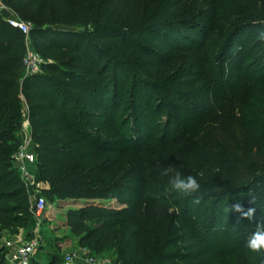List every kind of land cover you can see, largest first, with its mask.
<instances>
[{
    "label": "trees",
    "instance_id": "1",
    "mask_svg": "<svg viewBox=\"0 0 264 264\" xmlns=\"http://www.w3.org/2000/svg\"><path fill=\"white\" fill-rule=\"evenodd\" d=\"M54 1L59 0H1L4 6L14 8L22 17H25L24 10L33 11L38 7L51 14L50 3ZM117 1L104 0L97 20L96 12L91 10L87 0H77L72 10L59 4L51 22L83 26V32L45 29L42 20L33 18L32 45L44 63L42 72L32 76L24 75V46L18 37L24 34L0 16V232L5 229L15 232L17 226H21L31 235L37 226L28 195L22 186H18L20 176L16 180L13 172L8 171V161L19 146L20 138L16 132L21 128L26 102L30 108L29 122L37 154V179L50 184L47 194L59 199L83 197L93 201L114 196L130 201L128 198L134 197V191L142 182L151 185L153 178L164 180L163 186H151L167 198V201L159 200L153 207V216L166 211L158 206L173 209L168 215L172 216L170 230L173 237L162 238L166 252L156 264H210L219 254L216 242L226 244L231 238L236 241L234 250L245 251V237L258 222H264V193L252 198L240 195L264 180V153L260 155L257 151L238 148L228 134H217L214 130L218 126L224 127L221 97H236L248 84L264 86V40L257 39L258 33L264 31V22L250 20V24H240L236 19L233 23L237 26L228 28L224 36L209 39L195 29L183 30L181 34H163L159 36L158 45L145 52L135 45L136 34H129L128 30L114 32L103 24ZM187 1L173 0L164 13L180 9ZM238 7L242 17H264V8L256 0H242ZM11 30L16 33L11 34ZM177 55H184V62L167 76L164 72ZM134 56L146 59L143 66L151 73L166 77L170 84L176 83L177 87L169 89V98L177 106L185 105L182 110L188 114V119L181 133L176 132L173 138L169 137V127L162 140L132 150L130 146L136 142L149 139V110L154 96L150 88H142L139 82L129 85ZM133 87L137 90L131 96L130 110L136 124L127 126L117 122V117L127 101L124 100L126 94ZM194 92L204 101H193ZM193 135L198 140L192 141ZM210 136V146L225 152L228 165L212 153V149H204V140ZM262 137L264 114L254 118L245 140L255 144ZM147 148H159L165 157L171 151L180 153L178 162L185 167L182 176L196 175L200 183L214 185L208 189L201 187L200 193L196 194L202 199L198 209L194 210L193 201L189 202L194 196L171 190L168 181L172 173L161 175L169 164L154 160L158 163L155 165L160 166L159 170H148V166H153L146 165L142 153ZM131 150L134 166L130 172L98 190V180L108 177L118 162L109 158L91 166L89 158L100 154L129 155ZM124 194L127 195L125 198ZM228 198L232 199V205L224 212ZM237 205L240 211L235 210ZM249 209H255L250 219L245 217ZM124 213L134 218L120 220L116 216L121 211L90 202L83 209L70 212L68 225L81 236V245L92 247L96 253L117 248L128 262L136 264L143 257L142 226L136 225L140 222L136 216L147 215L136 208ZM225 217H229L227 222ZM89 220H96V224L92 232L85 234V224ZM4 248H0L2 261ZM147 259L151 262L150 256ZM259 259L248 264H264V259ZM62 261L55 259L50 264Z\"/></svg>",
    "mask_w": 264,
    "mask_h": 264
},
{
    "label": "rangeland",
    "instance_id": "2",
    "mask_svg": "<svg viewBox=\"0 0 264 264\" xmlns=\"http://www.w3.org/2000/svg\"><path fill=\"white\" fill-rule=\"evenodd\" d=\"M87 1L89 2L91 10L96 12L95 19L97 20L98 10L102 6L104 0ZM241 1L242 0H214V3H211V0H189L184 3L180 9L172 13L165 14L164 10L166 6L173 2V0H118L116 5L112 8L111 15L103 21V24L109 26V28H111L114 32L119 33L121 30H128L130 32L129 34H136V39L134 40L135 45L146 52L147 50L152 51V49L158 45L159 36H162L163 34H181L183 30L195 29L199 33H202L204 37L209 39L217 38L221 35L224 36L228 28L237 26L236 23H233L236 19L241 22L240 24H244L245 22L246 24H250V20L251 22H264V17L259 15L248 18L242 17L237 11ZM256 1L261 8H264V0ZM76 3L77 0L54 1L50 3L52 11L51 14H48L47 10L42 7H38L33 11L24 10L25 17L19 15L14 8L4 6L0 9V16L3 20L8 22V24L9 19L19 17L23 21L31 24L32 28L34 27L33 20L35 19L42 20L45 24V29L83 32L85 30V27L83 26L72 27L51 22V18L56 14L59 4L63 8H70L72 10L76 6ZM90 26L91 25H89V27ZM15 33L16 31L11 30V34L14 35ZM18 37L24 46L23 56H25L30 48L34 49L32 40H28L26 36L22 34ZM73 41L75 42L76 38H74ZM131 61L132 65L130 67V71L132 76L128 77L129 85H132L134 81L139 82L141 83L142 88L146 90L147 88H150L154 94L149 110L150 126L147 131L149 139L145 142L143 140L140 142L138 141L136 142V145H133L132 147L130 146L133 150L134 147L150 146L152 142L155 143L157 140H162L166 129L169 127L171 131V135H169V137H172V135L176 134V132L181 133L182 126L188 119V114L182 110V108L185 107L183 103L177 106L175 102L169 98V89L177 87L176 83L170 84L165 79L166 77H160L157 73L153 74L147 70L146 67L143 66L146 59H140L134 56L131 58ZM183 62L184 55H177L173 57L169 63L168 70H166L164 74L168 76L173 70L180 67ZM24 75L26 76V73ZM136 90L137 88L133 87L128 94H126L124 100L127 101L122 108L121 113L117 117V122L126 123L127 126L136 124L130 110V99ZM194 95L193 101H204L203 98L196 95L195 92ZM220 102V111H222V116L224 117V127L220 128L218 126L214 132L217 134H220V132L228 134L234 140L238 148H244L246 151H257L260 155L264 153V137L260 138V140H258L255 144L246 143L245 140L247 139V135L254 118L260 117L261 114H264V86L259 83L254 85L248 84L241 89L240 93L236 97L225 95L224 97H221ZM212 107L213 109L215 108L214 104ZM29 109V105L25 102V110H23L22 115L23 122L20 130L16 132V136L20 138V142L18 148L12 156V159L8 161V171L13 172V176H15L16 180L20 176L21 182L18 183V186H22L25 189L31 205L36 200L44 198L47 208L43 210L41 216L37 217L35 215L37 226L34 229L33 234L28 235L25 228L21 226H17L15 232H12L11 229L1 231L0 248H4V245L7 242H17L20 239L29 240L32 237H37L41 245L40 249L36 253V256L32 258L31 264H50V262L55 259L64 260L67 254L79 252L81 250L87 251L88 255L95 256L101 264H131L124 256H122L121 252L117 248L103 253H96L92 247L81 245V236L77 235L68 225V217L71 211L81 210L86 205L90 204V202H95L107 209L121 211V214L116 216L117 218H120V220L124 218L128 220L134 218V216H126L124 211L128 209L136 208L137 210L144 212L147 216H136L140 219V222H137L136 225L142 226L143 237V257L136 264H156V262L160 261L158 259L166 252L163 249L162 238L165 237L167 240L171 236L173 237V231L170 230V221L172 220V216H168L169 212L173 209L169 208L168 210L167 206H158L166 211H162V215L160 216H153V207L157 206L159 204V200L163 199L164 196L160 193V191L152 189L151 186L154 188V184L163 186L165 185L163 182L164 180L158 181L153 178L151 179V185H147L146 181L145 183L142 182V185L134 191V197L128 198L130 201H126V199L122 200L114 196L93 201L87 200L83 197L59 199L56 196H50L46 193L50 190L51 186L48 182L39 181L37 179V173L35 179L32 178L31 183L27 187L22 181L21 173L14 162V155L24 143L25 135L28 134L32 137V126L30 122H28L30 116ZM196 139L198 140V137L193 135L192 141ZM211 142V136L206 138L204 140V149H212V153L218 155L219 159L223 160V162L225 161V164L228 165L229 159L225 155V152L214 150L216 147L210 146ZM129 144L132 145L133 143ZM29 150L36 155L37 162V154L34 150L33 138ZM132 150L128 151L129 155H127L128 153L124 155H118L116 153L110 156L100 154L96 158H89L91 166L109 158L116 159L118 162L114 171L108 177H102L98 180L99 182H97L96 185L98 190L101 187L110 186L113 182L130 172L134 166V154ZM147 150H149V148H147ZM147 150H144L145 152L142 151V153H144L143 161L146 162L147 166L148 164L153 166H148V170L151 172L152 170L157 172L160 167L156 166L158 163L154 160H158L160 163L163 161L165 164L173 166L174 170L179 171L180 173L183 171V168H185L183 163L178 162L179 157H181V155H179L180 153L176 154L174 151H171L168 152L165 157V154L161 155V150L159 148L157 150ZM159 158H162V160ZM36 166L37 164L35 167ZM145 174H147V172ZM145 177L147 178V175H145ZM200 184L204 189H208L210 185L212 188L214 187L211 183L205 184V182H202ZM89 190L90 189H87V191ZM260 193H264V180L258 181L252 190H247L246 193L241 194L240 196L252 198L253 196H258ZM124 196L127 195L124 194L123 197ZM177 198L179 200H183L180 196ZM163 200L167 201V198H164ZM193 200L194 199H191L189 202H192ZM169 201L175 202V199H170ZM201 201L202 199H200V202ZM199 203L194 204V210L198 209ZM226 204H228V206L224 208V212L229 210L232 205V199L228 198L226 200ZM203 211L205 210L203 209ZM201 216L205 218V215ZM235 218H237V216ZM228 220L229 217H225V221L227 222ZM94 224H96V220L87 221L84 233L88 234V232H92ZM47 240L51 241V244H49ZM235 242L236 241L233 238H231L226 244H223V242H216L215 247L219 250V254L210 264H248V262L253 260L255 261L256 258L264 259V253H253L248 249L243 252L234 250ZM160 244L162 245L160 246ZM4 249L5 254L8 251V248L5 247ZM2 255L3 253L0 255L1 264H8L6 258H3V261L1 260ZM147 256L151 257V262L148 261Z\"/></svg>",
    "mask_w": 264,
    "mask_h": 264
},
{
    "label": "built area",
    "instance_id": "3",
    "mask_svg": "<svg viewBox=\"0 0 264 264\" xmlns=\"http://www.w3.org/2000/svg\"><path fill=\"white\" fill-rule=\"evenodd\" d=\"M9 24L20 30L28 40L31 39V24L23 21L19 17L9 19ZM44 61L41 55L30 48L23 58V67L26 76L36 75L42 72V65ZM29 122V120H28ZM32 142V137L28 134L25 135L24 143L20 146L14 155V162L16 163L22 181L28 187L31 179L36 177V155L29 150ZM40 187V185H39ZM42 189V187H40ZM47 208L44 198L36 200L32 204L31 210L39 217L43 210ZM40 241L37 237H32L29 240L20 239L17 242H7L4 246L8 248L5 253V258L8 264H31V260L36 256L37 251L40 249ZM45 264V263H42ZM60 264H101L95 256L88 255L87 251H79L67 254Z\"/></svg>",
    "mask_w": 264,
    "mask_h": 264
},
{
    "label": "clouds",
    "instance_id": "4",
    "mask_svg": "<svg viewBox=\"0 0 264 264\" xmlns=\"http://www.w3.org/2000/svg\"><path fill=\"white\" fill-rule=\"evenodd\" d=\"M258 40H264V31H261L257 35ZM169 185L172 191H175L184 196H194L193 203L198 204L200 202V196L196 195L200 193L201 185L197 180L196 175L182 176L179 171H175L174 167L169 165L164 168L161 175L169 176ZM197 175L202 177L201 173ZM253 203L255 201L253 200ZM236 211H240V206H234ZM255 209H249L245 214L246 218H251L254 215ZM244 247L253 253H264V222H258L254 229L245 237Z\"/></svg>",
    "mask_w": 264,
    "mask_h": 264
},
{
    "label": "crops",
    "instance_id": "5",
    "mask_svg": "<svg viewBox=\"0 0 264 264\" xmlns=\"http://www.w3.org/2000/svg\"><path fill=\"white\" fill-rule=\"evenodd\" d=\"M4 7V5L2 4L1 0H0V9Z\"/></svg>",
    "mask_w": 264,
    "mask_h": 264
}]
</instances>
